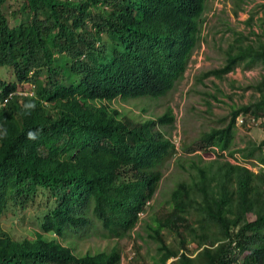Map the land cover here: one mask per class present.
<instances>
[{"label":"trees","instance_id":"1","mask_svg":"<svg viewBox=\"0 0 264 264\" xmlns=\"http://www.w3.org/2000/svg\"><path fill=\"white\" fill-rule=\"evenodd\" d=\"M243 1L234 0L235 13ZM207 8V0H0V68L15 76L5 82L0 75V99L18 82L35 83L32 95L0 109V220L8 210L24 214L40 195L45 231L61 235L96 218L102 236L132 237L138 212L159 186L160 163L177 150L161 130L175 116L167 106L134 119L109 101L165 95L202 40ZM239 34L224 48L223 63L195 79L258 65L259 78L244 86L253 97L232 107L223 124L179 139L181 154H203L193 153V170L170 189L168 207L142 222L155 243L152 262L136 244L126 264H264V137L231 147L238 114L260 117L264 127V40ZM204 153L215 156L205 160ZM120 258L117 242L76 254L42 233L17 239L0 223V264Z\"/></svg>","mask_w":264,"mask_h":264},{"label":"rangeland","instance_id":"2","mask_svg":"<svg viewBox=\"0 0 264 264\" xmlns=\"http://www.w3.org/2000/svg\"><path fill=\"white\" fill-rule=\"evenodd\" d=\"M240 6L242 8L240 7L235 13L233 9H236L237 5L234 0H207L208 8L204 12L202 40L193 49L183 75L176 80L165 95L158 98L129 96L124 99L116 97L111 100L110 105L140 120L147 116L160 114L167 106H170L175 120L172 124H163L161 130L165 135L176 138L177 142L178 139L192 141L203 130L223 124L225 120L222 122L221 119L223 116L228 117L232 107L247 102L253 97L252 89L244 86L259 78L261 67L258 65L244 66L240 63L221 78L210 75L203 81H197L195 77L201 71L223 63L224 48L233 36L241 33L250 39H257L260 35L264 40V0H244ZM0 75L4 80L13 78L12 70L6 67L0 68ZM44 76L41 74V78ZM262 137H264L263 126L255 124L246 127L236 122L231 147H241L249 140H259ZM180 151L179 147V150L160 163L162 176L159 186L143 211L140 221L131 230L132 237L127 235L118 239L113 236H102L101 233L106 231L100 226L98 220L99 225H96L95 219L79 230L67 227L66 231L69 234H66L62 241L70 243L77 254L109 249L117 242L121 248V260L123 261H127L133 253V245L139 244V253L151 263L155 254V243L149 239L143 226L141 227L142 222L145 218L149 220V216L168 207L166 198L170 189L177 180L189 178V171L193 170L190 167V159L196 158V154L193 155V153L203 152L197 149L191 153L181 154ZM213 156L215 155L212 153H204L203 158L208 160ZM226 157L233 160L232 157L224 155L219 159ZM248 164L253 169L259 166L250 162ZM43 200L40 195L37 196L30 205L24 207V214L21 213L20 216L8 210L0 220L2 227L15 238H22L25 234L34 236L37 231V220L41 219L48 208L43 204ZM136 232L139 234L135 235Z\"/></svg>","mask_w":264,"mask_h":264},{"label":"clouds","instance_id":"3","mask_svg":"<svg viewBox=\"0 0 264 264\" xmlns=\"http://www.w3.org/2000/svg\"><path fill=\"white\" fill-rule=\"evenodd\" d=\"M12 76H13V78L12 79H10V80H5V82H12V81H15V76H14V74L12 73ZM33 87H35V83L33 82V81H28V80H26V81H23V82H18L17 84H16V86H15V88L13 89V90H10L8 93H7V95H5L2 99H0V109L8 102V100H10V99H18V101H21V99H22V96H25V95H32V93H33ZM16 96V97H15ZM15 97V98H14ZM117 97H119V96H117ZM116 98V97H115ZM114 98V99H115ZM121 98H123V97H121ZM124 99H127V98H124ZM113 100V99H112ZM111 101H109V103H110ZM121 111V110H120ZM133 118V117H132ZM135 119V118H134ZM1 126V125H0ZM171 140H173L174 141V143H175V140H176V138H172L171 137ZM178 142H179V139H178ZM176 148H177V150H179V143H178V146H175ZM212 154H214V153H212ZM215 155V154H214ZM150 201V200H149ZM141 212V213H140ZM143 214V212L140 210L139 212H138V215L139 216H141ZM42 219H43V216H41V219H39V220H37V231H36V233H35V235L34 236H28V235H23V237L22 238H24V237H27V238H29V239H32V238H36L37 236H38V234L39 233H42L43 235H45V236H51V237H54V238H56L59 242H62L63 244H65V245H69V246H71V244L69 243H64L63 241H62V238H64V236L66 235V234H69V232L68 231H66V228H65V230H64V233L63 234H61V235H59V234H57L56 232H53V231H45V229H42L41 228V226H40V224H41V222H42ZM96 218H92V219H90V221H93V220H95ZM97 220L98 219H96L95 221H96V225L98 226L99 224H98V222H97ZM88 223V222H87ZM87 223H84L83 225H81L82 223H78V224H75V227H71L72 229H74V230H79V229H82ZM101 226V225H100ZM12 236V235H11ZM17 239H20V238H17ZM71 248H72V250H73V247L71 246ZM73 252H75L74 250H73ZM76 253V252H75ZM77 254V253H76ZM83 254V253H82ZM120 260H121V258H120ZM71 264V263H70Z\"/></svg>","mask_w":264,"mask_h":264},{"label":"built area","instance_id":"4","mask_svg":"<svg viewBox=\"0 0 264 264\" xmlns=\"http://www.w3.org/2000/svg\"><path fill=\"white\" fill-rule=\"evenodd\" d=\"M262 120V118H260V117H255V116H253V115H251L250 117H249V119L248 120H246L245 121V118H244V116L242 115V114H238L237 115V117H236V122L238 123V124H241L242 125V123H246V125H248V126H251V125H255V124H258V123H260V121ZM175 146H178V142L175 140ZM223 152V151H222ZM224 153H225V151H224ZM214 155V154H213ZM227 156V155H226ZM231 157V156H230ZM228 158V157H227ZM233 158V160H231L230 158H228L229 160H231L232 162H241V163H244V164H246L248 167H251L248 163L249 162H247V161H245V160H242L239 156H237L236 155V157L234 158V157H232ZM263 167H264V165H262ZM141 213V212H140ZM132 254L133 253H131L130 254V257L132 256ZM130 257H128V258H130ZM128 260V259H127ZM116 264H126V261H123V260H120L118 263H116Z\"/></svg>","mask_w":264,"mask_h":264},{"label":"crops","instance_id":"5","mask_svg":"<svg viewBox=\"0 0 264 264\" xmlns=\"http://www.w3.org/2000/svg\"><path fill=\"white\" fill-rule=\"evenodd\" d=\"M250 168H252V167H250Z\"/></svg>","mask_w":264,"mask_h":264}]
</instances>
